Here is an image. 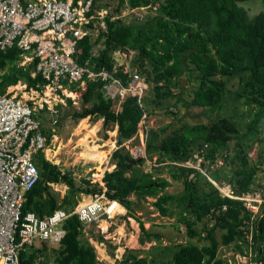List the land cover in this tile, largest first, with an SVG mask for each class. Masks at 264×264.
<instances>
[{"label":"trees","instance_id":"obj_1","mask_svg":"<svg viewBox=\"0 0 264 264\" xmlns=\"http://www.w3.org/2000/svg\"><path fill=\"white\" fill-rule=\"evenodd\" d=\"M158 5L157 13L142 21L137 19L110 20L112 15L121 14L124 0H117L116 6L110 11L104 23L105 30H98V37L91 39L87 34L77 44V55L80 63L89 61L94 71L105 70L125 81L127 75L120 67L116 68L110 51L116 47L137 50L140 65L144 59L152 62L151 72H146V82L153 83L155 100L149 101L143 97L140 102L135 97L125 98L118 111L113 110V101L103 95V82L87 81L79 90L80 110L74 112V117H93L103 119V128L117 126V142L135 136L137 127L144 112L148 111L150 103L160 104L165 97H175L171 89L179 85L180 78L186 74L187 80H196L197 87L193 90L190 104L204 109L207 115L214 114V119L207 123L181 124L178 127H164L159 133H153L146 138V152L155 153L158 162L168 161V172L175 179L181 180L183 190L175 195L160 194L170 185V181L162 177H153L151 173H141L134 166L143 162L134 161L128 152L118 148L112 153L115 168L105 171L98 181L95 178L84 177L76 180L71 171L61 169L47 161L40 153L36 165L40 178L26 194L23 212L33 211L39 217L50 214L57 208L71 210L77 204L80 193L104 194L110 200H116L127 210L128 216L135 218L131 194L144 198L156 197L153 205L162 216L169 214V204L177 202L181 207V220L190 238L198 236L194 225L203 218L213 221L204 236L208 244L199 246L194 243H179L169 251L168 264H229L224 255H218L219 246L236 244L241 251L254 252L255 259L260 264L264 262V191L260 210L252 212L242 199L223 195L208 179V175L196 168L182 165L193 154H203L202 167L207 168L216 160L222 159L229 163L233 159L241 160L239 168L235 169L228 183L236 197L255 188L253 175L255 166H248L244 156L240 157L237 147L245 140L254 141L263 127L264 121V8L253 16H248L246 10L237 0H127L129 8L151 4ZM95 9L108 7L110 3H99L93 0ZM126 5V7H127ZM103 23V20L100 22ZM91 27L94 24L91 22ZM103 39V47L93 53L95 45ZM15 48L0 52V69L9 65L8 74H3L0 92L7 85L16 83L23 78L30 87L43 83L39 76L31 77L27 71L12 65L18 58ZM236 80L238 89L231 93L234 99H243L244 104L255 107L254 118L247 124V129L239 133V122L224 116L226 94L229 91L227 83ZM180 100V96H176ZM68 103L71 100L67 98ZM45 118L43 119V121ZM166 135L159 139V134ZM48 141V139H47ZM249 143V147L252 144ZM203 146L210 150L204 154ZM232 151V154L230 153ZM228 151L229 154H225ZM192 175V177H190ZM214 172L212 177L218 178ZM64 183L67 186L61 202L49 191L50 183ZM253 185V186H252ZM204 186H207L204 189ZM264 189V187H263ZM254 192V191H253ZM139 242L158 240L159 235L148 231L139 222ZM63 227L65 235L60 244L52 248L55 254L54 264H96V251L93 244L82 238L83 226L76 215L69 216ZM220 229L219 240L214 231ZM98 239V240H97ZM99 235L95 240L101 241ZM201 239V238H200ZM45 242L35 248L33 245L27 251H21L22 264H35L38 256L46 250ZM154 256L149 260L146 256H138L136 252L127 250L121 264H160ZM40 264H48L43 261Z\"/></svg>","mask_w":264,"mask_h":264},{"label":"built area","instance_id":"obj_2","mask_svg":"<svg viewBox=\"0 0 264 264\" xmlns=\"http://www.w3.org/2000/svg\"><path fill=\"white\" fill-rule=\"evenodd\" d=\"M93 5V0H0V52L17 49L26 59L23 63H33L31 77L43 81L30 87L17 80L0 92V264H22L21 251L32 245L37 248V243L59 245L66 232L63 224L71 215L85 227L112 221L118 213L113 206L118 202L104 194H91L71 210L57 208L44 217L23 212L26 194L40 178L36 158L48 148L44 118L54 126L58 106L65 105L69 97L79 98L87 81L103 82L104 97L119 107L129 96L140 102L147 89L146 80L137 72L128 73L122 64L114 67L127 75L125 81L111 72L92 70L88 60L79 62L78 41L91 34L90 24L97 16L107 13ZM146 116L144 112L142 119ZM132 139L122 145L127 147ZM144 140L142 135L140 144L128 146L132 159L146 157ZM195 155L201 158L203 154Z\"/></svg>","mask_w":264,"mask_h":264},{"label":"rangeland","instance_id":"obj_3","mask_svg":"<svg viewBox=\"0 0 264 264\" xmlns=\"http://www.w3.org/2000/svg\"><path fill=\"white\" fill-rule=\"evenodd\" d=\"M240 6H242L248 16H253L264 8L262 2L264 0H237ZM98 2V0H96ZM124 7L121 9V14L112 15L109 17L110 20H120L124 22L125 20L137 19L142 21L148 16H153L157 13L155 7L158 5L154 2L148 5H144L143 8L136 7L129 8L127 5V0H124ZM99 3H110L108 7H105L107 13L102 16H97L98 19H94L92 23L94 28L91 29V39L95 40L98 37V30L101 28L105 30L106 25L104 23L105 18L108 17L110 11L116 6L117 0H99ZM127 5V7H126ZM134 9V10H132ZM103 20V23H100ZM98 29V30H97ZM103 47V39L100 40V43L95 45L93 48V53L97 52ZM112 60L116 65L122 64V66L128 67V73L137 72L141 77L146 80V72H151L152 62L148 59L143 60V64L140 65L138 59L137 50H130L125 47H116L115 50L110 51ZM26 59L18 55V58L14 60L12 65L17 68H21L24 71H27L30 63H23ZM11 66L6 65L3 69H0L3 74L9 73V68ZM184 80L183 84L172 86L173 93L180 96L178 101L175 97H165L160 101V104L155 105L150 103L148 111H146L147 116L138 124L137 132L132 141L129 144L122 145L117 142L118 131L116 126L108 129L103 128V119L100 118L95 120L93 117L87 116L85 118L74 117V112L80 110V99H68L71 100V103H68L66 100L65 105L60 104L58 106L59 113L57 116V123L54 126L50 125L49 121H45L44 127L47 133V144L50 152V157L47 159L51 164L58 166L61 171H71L76 180L90 177L99 179L102 177L104 170H112L115 168V161L112 159V153L121 148L122 151L128 152V146L130 144H140V139L142 135H145V140L143 141L146 146V138H150L153 133H159L162 128L166 127L167 131L170 128L178 127L181 124H196V123H207L214 119V114L205 113L204 109L200 107H194L190 104V100L193 95V90L197 87L196 80H187L186 74H183L180 77ZM21 82L26 83L23 78L19 79ZM147 89L143 93V99L148 98L149 101L155 100L156 96L154 93L153 83L146 82ZM28 85V84H27ZM228 92L226 94L224 109L222 114L227 117L233 118L235 121L239 122V133H243L247 129V124L251 122L254 118L255 107H249L244 104L243 99H234L231 95L236 89H238V84L236 80H233L227 83ZM6 89V88H5ZM113 110L117 109V102H114ZM85 121V122H84ZM83 123V124H81ZM263 127H261L260 132L257 134V139L245 140L242 142V145L237 147L238 156H244L248 166H255L256 171L253 175L255 188L252 191H249L242 195L240 198L243 199L244 203L253 211L258 212L260 210V203L262 202V193L264 191V121ZM80 124V125H79ZM98 124L97 129V140H92L91 145L88 142V145L93 149H97L94 144L103 145L102 150H106L107 160L102 165L97 161H90L89 159H77L78 155L75 153L72 155V149L74 148L75 143L79 140L77 135H72L75 131V128L85 127L83 133L87 134L88 129L91 126ZM83 125V126H82ZM87 125H89L87 127ZM81 130V129H80ZM77 132V131H76ZM79 132V131H78ZM83 135V136H86ZM93 135V134H92ZM166 133L159 134V139L163 138ZM252 141L251 146L249 143ZM79 142V141H78ZM142 142V143H143ZM118 143V144H117ZM109 145V146H108ZM113 146V148H112ZM115 146V147H114ZM110 148L112 150L110 151ZM210 149L207 146H203L201 151L206 154ZM110 151V152H109ZM232 154V151L230 150ZM196 154V153H195ZM193 154L192 157L186 160L183 164L187 167L196 168L197 170L202 171L204 174H207L210 178V182L216 186L222 194H228L232 197L234 196L232 188L228 183L229 177L232 176V173L235 169L239 168L241 165V160L233 159L232 161L226 162L222 159L216 160L212 163L207 170L202 167V157L197 158ZM225 154H229L228 151ZM143 160V162H141ZM140 164L134 166L141 173H151L153 177H162L170 181V185L161 191L160 194L170 193V194H179L183 190V184L181 180L175 179L171 173L168 172L169 166L168 161L158 162V156L151 152H146V157L141 159ZM114 165V166H113ZM110 168V169H106ZM218 172V178L214 179L212 174ZM190 177H192L190 175ZM253 186V185H252ZM207 186H204V189ZM228 188L230 191H227ZM67 186L64 183H50L49 191L56 197L57 201L61 202L65 193L67 192ZM206 190V189H205ZM254 191V192H253ZM91 197L90 194L80 193L78 196L79 203L85 201ZM133 202L135 218L128 216L127 210L121 206H117L118 210L117 215L112 221L108 224V232L105 237L102 236V230L98 224L85 225L83 228L84 240L89 241L95 247L96 251H104L103 255L107 253L112 259V263L107 264H121L123 258L119 256L115 257L119 251H117L116 246H130L133 252H136L139 256H146L149 260L151 257L157 258L156 261H160V264L170 263V257L166 254L167 249L172 250L173 246L179 243H194L199 246L208 244V240L205 239L208 228L213 224V221L208 218H203L201 221L197 222L194 225V228L199 232L200 238L198 236L190 238L187 235V229L185 224L182 222L181 217L184 212L180 206L177 205V202H171L169 204V214L167 216H162L158 212L157 208L153 205V202L156 200V197L145 196L144 198H138V196L131 194L129 197ZM119 204V203H118ZM255 207V208H254ZM183 211V212H182ZM139 222H142L144 227L150 231L157 233L159 239L155 240H146L144 243L139 242L140 236L144 234L140 230ZM221 230L216 229L214 231V236L219 240L221 235ZM102 236V242L95 240ZM93 241V243H92ZM39 242V241H37ZM98 243V246H95ZM100 243H103L101 245ZM35 246H41L36 244ZM58 245L46 244V250L43 251L40 257L36 260L35 264H40V262H47L48 264L55 263V254L52 251V248ZM102 248L101 250H99ZM244 244H241V251L236 247V244H230L229 246H219L218 255H224L229 264H260L254 258L255 254L251 250H245ZM126 248V247H125ZM104 249V250H103ZM102 255V257H104ZM98 256V255H96ZM106 258V257H105ZM97 259V258H96ZM98 260V259H97ZM100 262V261H98ZM103 264V263H98Z\"/></svg>","mask_w":264,"mask_h":264},{"label":"crops","instance_id":"obj_4","mask_svg":"<svg viewBox=\"0 0 264 264\" xmlns=\"http://www.w3.org/2000/svg\"><path fill=\"white\" fill-rule=\"evenodd\" d=\"M117 107H119V105H117ZM58 119V118H57ZM98 120V119H97ZM46 120H44V122H45ZM85 122V121H84ZM81 124H83V123H81ZM80 125V124H79ZM79 125H78V127L77 128H75V131L72 133V135H71V137L73 136V135H77L78 136V138H79V140H81L84 136L83 135H85L84 133H83V130H84V128L83 127H79ZM83 126V125H82ZM87 126H89V125H87ZM95 126H97V128H96V130H95V133L93 134V135H89V137H88V142H89V144L91 145V142H92V140H97L98 138H97V129H98V124H96V125H94V126H91L89 129H91V128H93V127H95ZM117 127V126H116ZM81 129V130H80ZM116 130H117V128H116ZM77 131V132H76ZM79 131V132H78ZM46 136H47V133H46ZM78 140V141H79ZM78 141H77V143H75V145H74V148L72 149V155L75 153V155H76V153L78 154L79 153V155H78V158L77 159H88V158H86V156L84 155V153H83V151H82V149H83V146L82 145H80L79 143H78ZM99 144H94V146L98 149V150H100V151H102V152H104V155H105V159H104V161L101 163L100 161H97V160H93V159H89L90 161H97V162H99V163H101V165L104 163V162H106V160H107V157H106V150H102V149H99V148H103L102 146L103 145H100V147L98 146ZM109 146V145H108ZM112 148H113V146H112ZM112 148H110V151L112 150ZM109 151V152H110ZM84 155V156H83ZM51 155H50V152H49V149L47 148L46 150H45V152H44V154H43V157L47 160V159H49V157H50ZM48 161V160H47ZM114 166V165H113ZM102 177H103V175H102ZM101 177V178H102ZM101 178H99V179H97L98 181H100V179ZM121 206V204H114L113 206L116 208L117 206ZM121 208H122V206H121ZM123 209H124V207H123ZM110 222V221H109ZM109 222L108 221H102L100 224H98V226L101 228V229H103L102 230V236L103 237H105L106 235V233H109L108 232V224H109ZM98 242H102V241H98ZM92 243H93V241H92ZM101 245H103V243H100ZM95 246H98V243H96V245ZM101 246H99V250H101L102 248H100ZM126 247V248H125ZM130 248V246H116V249H117V251H119L117 254H115V256H114V258L115 257H117V256H119L120 258H123L124 257V255L126 254V251L127 250H131V249H129ZM104 250V249H103ZM95 251H96V249H95ZM105 251V250H104ZM104 251H96V255H98L97 256V263L96 264H98V263H103V264H107L106 262H108V263H112L111 262V257L106 253L105 254V256L103 255V253H104ZM102 255L104 256V257H102ZM139 256V255H138ZM106 257V258H105ZM98 261H100V262H98ZM123 261V260H122ZM121 261V262H122Z\"/></svg>","mask_w":264,"mask_h":264},{"label":"bare ground","instance_id":"obj_5","mask_svg":"<svg viewBox=\"0 0 264 264\" xmlns=\"http://www.w3.org/2000/svg\"><path fill=\"white\" fill-rule=\"evenodd\" d=\"M96 128H97V126L91 128V129H88V132H87L86 136H84L81 140H79L78 143L83 146L82 151H83L84 155L86 156V158L97 160V161H100L102 163L104 161V159H105L104 152H102V151H100L98 149H93L92 147H90L88 145V140H87L89 135H92V134L95 133Z\"/></svg>","mask_w":264,"mask_h":264},{"label":"water","instance_id":"obj_6","mask_svg":"<svg viewBox=\"0 0 264 264\" xmlns=\"http://www.w3.org/2000/svg\"><path fill=\"white\" fill-rule=\"evenodd\" d=\"M178 80H179V82H180L181 84L184 83V80H182L181 78H178ZM134 161H138V162H139V161H141V159L132 160L131 163L134 162Z\"/></svg>","mask_w":264,"mask_h":264},{"label":"clouds","instance_id":"obj_7","mask_svg":"<svg viewBox=\"0 0 264 264\" xmlns=\"http://www.w3.org/2000/svg\"><path fill=\"white\" fill-rule=\"evenodd\" d=\"M104 8H105V7H104ZM113 105H114V103H113ZM119 108H120V107H119ZM119 108H118V110H119ZM118 110H117V111H118ZM133 160H137V159H133ZM112 170H113V169H112ZM110 171H111V170H110ZM90 195H91V194H90ZM119 204H120V203H119Z\"/></svg>","mask_w":264,"mask_h":264},{"label":"flooded vegetation","instance_id":"obj_8","mask_svg":"<svg viewBox=\"0 0 264 264\" xmlns=\"http://www.w3.org/2000/svg\"><path fill=\"white\" fill-rule=\"evenodd\" d=\"M238 2H240V1H238ZM262 4L264 5V2H262Z\"/></svg>","mask_w":264,"mask_h":264}]
</instances>
